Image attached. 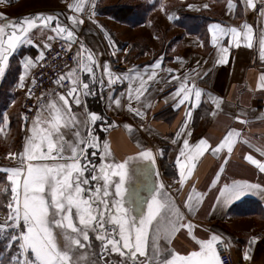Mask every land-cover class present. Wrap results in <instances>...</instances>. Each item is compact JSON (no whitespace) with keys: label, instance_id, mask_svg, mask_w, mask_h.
<instances>
[{"label":"snow or ice","instance_id":"1","mask_svg":"<svg viewBox=\"0 0 264 264\" xmlns=\"http://www.w3.org/2000/svg\"><path fill=\"white\" fill-rule=\"evenodd\" d=\"M91 3L93 7L88 9L90 16L95 15L94 0ZM241 3L245 13L248 9L256 10L258 18H264V0H241ZM67 7L73 13L82 15L86 3L85 0H73ZM188 7L195 6L189 4ZM236 7L235 0H228L230 11ZM160 8L166 11L162 2ZM168 18L173 19V14H168ZM67 19L71 26L63 23L55 14L36 13L16 19L0 12V77L5 75L9 57L21 44H33L39 38L44 40V48H51L49 41L60 38L71 50L73 44L78 42L76 30L84 21L76 14L69 15ZM209 31L212 32L214 44L218 42V36H230L229 44L235 42L239 47L242 42H246L247 47H253V26L247 21L240 26L229 27L212 24L209 25ZM48 32L55 35H48ZM106 36L111 43L110 34L106 33ZM259 49L260 57L264 60V35L259 37ZM221 51L225 55L216 60L217 64L227 62L228 49L221 48ZM43 57L44 52H41L37 59L42 60ZM72 59L73 66H65L67 72L61 73L54 81L64 91L47 93L48 99L44 103H40L45 96V93H41V98H37L40 107L32 117L31 126L25 124L28 134L23 151L8 154L18 157L17 166L0 169L6 174V182L0 183V205L7 208V215L0 222V241H4L0 264H112L111 260L104 258L113 253L122 258L118 264H221L217 244L222 241V237L216 233L207 240H197L199 250L187 256H181L170 247L176 234L183 229H187L188 234L196 239L192 231L194 225L186 221V216L202 203L204 194L199 193L193 185L184 200L185 212L172 196L163 191L165 186L162 182L159 187L138 183L135 179L137 170L129 165L133 158L121 162L112 158L109 142L104 141L101 145L92 128L103 117L89 111L82 103L81 97L94 94L93 85L98 83L101 89H110V103L121 107L123 94L113 98L112 86L124 81H135L128 86L127 108L137 116L145 115L144 109L151 107V101H144L143 109L132 107V101L142 103L141 98L157 78V68L162 69V59L145 66L143 72L138 66H133L126 72L116 73L108 63L101 65L95 53L82 41H79V49ZM180 59L177 57V60ZM22 63L26 72L20 76V87L25 86L27 70L34 66L35 61L25 57ZM98 69H102L99 76ZM168 71L170 74L172 71L177 72V75H170L169 78V82L179 85L173 96L174 107L179 108L186 101L190 105L183 124L176 132V137L180 138L188 126L192 109L200 104L203 90L191 80V71L182 75L179 70ZM85 73L88 79L84 78ZM257 88L264 89V72L259 76ZM208 95L215 109H220L222 98L213 97L211 93ZM73 105L83 107L84 112L77 113ZM215 109L213 116L216 115ZM28 119L25 115L24 120ZM234 119L248 123L240 115ZM8 121V114L4 113L0 117V132L7 127ZM125 127L131 129V125ZM238 141L250 144L249 139L235 128H229L214 147L204 137L194 146L184 138V148L194 151L188 156L192 163L187 171L185 164L177 158L180 187L183 188L196 167L195 161L205 152L211 151L217 155L226 150L230 155ZM256 151L264 155V147L258 146ZM160 152L162 154V150ZM137 155L155 164L151 149ZM180 155H185L183 149ZM97 156L98 163L93 159ZM224 159L227 161L228 156ZM244 159L264 172V161L251 154L245 155ZM212 183L215 185L216 181ZM141 189L148 192V197L141 195ZM252 191L264 194V186L247 181L225 184L219 189L213 208L228 204ZM93 234L95 240L99 241V253L95 251ZM252 239L255 241L257 238ZM162 241L169 247H164ZM228 246L225 244V247ZM149 248L151 255L148 254ZM89 249L93 251L89 252ZM139 257L145 259L141 261ZM244 258L250 259L247 252Z\"/></svg>","mask_w":264,"mask_h":264},{"label":"crops","instance_id":"2","mask_svg":"<svg viewBox=\"0 0 264 264\" xmlns=\"http://www.w3.org/2000/svg\"><path fill=\"white\" fill-rule=\"evenodd\" d=\"M152 1L147 3L151 4ZM104 2L107 0H94L95 15L91 16L88 12V9L93 7L91 0H85L86 10L82 15L73 13L67 7L73 0H0V12L5 13L8 18L16 19L36 13L55 14L69 26H71L67 19L69 15L80 16L84 22L76 30V35L95 53L101 65L108 63L116 73L126 72L133 66H138L143 72L145 66L162 59V69L157 68V78L141 98L142 103L132 101V107L141 109L144 101H151V107L144 109L146 114L143 116H137L127 108L128 86L135 81H124L112 86L113 98L123 94L121 107L110 103V89L107 87L101 89L98 83L93 85L94 94L81 97L82 103L89 111L103 117L92 125L95 136L99 138L101 145L104 141L109 142L112 158L116 161L132 157L131 161L139 165L143 158L137 154L151 149L155 156V164L152 163L153 172L155 175L159 173L156 175L157 182H153L152 187H159L162 182L165 186L163 191L172 196L183 211H187L184 209V200L193 185L199 193L204 194L202 203L192 214L186 216V221L194 225L192 231L196 239L188 234L187 229H183L176 234L170 246L175 252L187 256L188 253L199 250L197 240H207L216 233L228 241L233 253L232 264H264V194L257 191L247 192L228 204H220L213 208L217 203L219 189L225 184L247 181L250 184L264 186V172L244 159L245 155L251 154L256 159L264 161V155L256 151V147H264V89L257 88L259 76L264 72V60L260 57L259 49V37L264 35V18H258L259 13L256 10L248 9L245 13L241 0H235L237 7L234 11L229 10L228 0H163L166 11H162V15H158L157 12L160 5L156 8L152 5L150 9L141 7L140 13L145 12L146 16L140 23L134 24L99 13L98 4L104 5ZM189 4L195 7L189 8ZM205 4L208 7L205 8ZM168 14H173L174 18L170 20ZM178 14L181 15L179 19L183 22L181 24H177L176 21ZM157 16L164 19L161 20L166 33V37L163 34V40L167 38L165 46L168 47V52L155 57L154 47L161 44V39L157 36L159 32L156 31ZM192 17L199 18L195 20L199 22L195 28L190 20ZM131 20L134 21L132 18ZM244 21L253 26V47H247L246 42H242L239 47L235 42L229 44L230 36H218V42L213 43L209 25L240 26ZM106 33L110 34L111 43ZM48 35L55 34L48 32ZM241 39L243 41V37ZM53 42L54 40L49 41ZM139 42L146 46L143 55L138 53L136 47ZM221 48L228 49L227 62L217 64L216 60L225 55ZM45 49L44 40L39 38L33 44L19 45L9 57L5 75L0 77V117L4 113L9 117L7 127L0 132V169L17 166L18 157H11L8 154L23 151L25 136L28 133L26 132L24 136L22 134V99L31 74L40 62L37 58ZM25 57L32 58L35 66L34 69L27 70L25 86L20 87V76L26 72L22 63ZM177 57L181 59L177 60ZM169 69L179 70L181 75L191 71V80L203 90L200 104L192 109L188 126L180 138L176 137V132L183 124L190 105L186 101L179 108L174 107L173 96L175 88L179 85L169 82L170 75H177L176 71L170 74ZM101 72L102 69H98L97 75L99 76ZM84 78L88 79L86 73ZM106 79L105 77V82ZM209 93L213 97L222 98L220 109H215ZM73 109L77 113L84 112V108L80 106L73 105ZM214 109L215 116L212 115ZM237 115L248 123L235 120L234 117ZM81 118L83 119L82 115ZM31 124L32 119L29 127ZM125 125H131V129ZM229 128L241 131L249 139L250 144L238 141L230 155L226 150L217 155H213L211 151L205 152L195 161L196 167L181 188L177 158L179 157L181 163L185 164L187 171V167L192 163L188 156L194 151L184 148L183 139L187 138L189 144L194 146L204 137L214 147ZM118 131L123 137L114 136ZM126 144L131 149L118 154L117 148L126 149ZM182 149L185 155H180ZM225 156H228L227 161L224 159ZM136 169L139 170V166ZM213 180L216 181L215 185L212 183ZM4 182L6 174L0 171V183ZM145 197H148V192ZM4 212L0 209V222L7 214ZM253 237L257 239L253 241ZM161 243L164 247H169L163 241ZM245 252L250 259L244 258ZM148 254L151 255V248L148 249ZM139 259L143 261L145 258Z\"/></svg>","mask_w":264,"mask_h":264},{"label":"built area","instance_id":"3","mask_svg":"<svg viewBox=\"0 0 264 264\" xmlns=\"http://www.w3.org/2000/svg\"><path fill=\"white\" fill-rule=\"evenodd\" d=\"M76 36L78 42L73 44L71 50L67 49V45L62 39H55L51 43L52 47L45 49L43 59L40 60L38 66L33 70L21 104V120L24 135L26 133L25 124L29 126L30 120L36 115V109L40 107V103L47 101V93L64 91V89L58 88L54 81L61 73L67 72L68 69L65 66L70 68L74 63L72 58L79 49V41H82L78 35ZM33 80H35V83ZM65 86H67V81L65 82ZM41 93H45V96L38 103L37 98H41ZM25 115L29 118L27 121L24 120ZM225 244L229 243L224 238L217 244L221 263L232 264L233 254L231 247L230 245L225 247Z\"/></svg>","mask_w":264,"mask_h":264},{"label":"trees","instance_id":"4","mask_svg":"<svg viewBox=\"0 0 264 264\" xmlns=\"http://www.w3.org/2000/svg\"><path fill=\"white\" fill-rule=\"evenodd\" d=\"M148 1L150 0H113V2L104 4V5L103 4L101 5V3H99L98 12L111 15L114 18L124 19L125 21L130 22V23L133 22L134 24H137V23H140L143 20V18H145L146 16L145 12L140 13L141 7L146 8V9L148 7V9H150L153 5L156 8L161 4L163 0H153L152 1L153 3L151 4H148L147 3ZM131 18L134 19V21L131 20ZM180 18H181V15L178 14V18L176 19L177 24L183 23L179 21ZM198 19L199 18H196V17H192L190 19L192 23H194V26H193L194 28H195V25H198L199 23L198 21H195ZM163 29L165 30V28ZM164 30L162 32L165 34V37H166V33ZM163 37L162 39L160 38L162 40V43L159 46L164 47V48L162 49L161 52H158L157 54L155 53V57L165 53L168 49V47L165 46V41L167 40V38L163 40ZM136 47L138 48V53L140 52V54L143 55V52L146 49V46L140 44L139 42L138 45H136ZM148 49L150 51V46L148 47ZM3 248L4 247L2 246V242L0 241V251H2Z\"/></svg>","mask_w":264,"mask_h":264},{"label":"rangeland","instance_id":"5","mask_svg":"<svg viewBox=\"0 0 264 264\" xmlns=\"http://www.w3.org/2000/svg\"><path fill=\"white\" fill-rule=\"evenodd\" d=\"M111 2H113V0H107V2H104V4H106V3H111ZM103 3H101V5H102ZM157 12H158V15H162V10H161V8H159L158 10H157ZM160 18V19H159ZM161 20H163L164 21V19L161 17V16H157V18H156V31H159V35H157L159 38H161L162 39V37H163V28H164V26H162V21ZM157 23H159V24H157ZM126 33H129L128 31H125ZM166 32H168V31H166ZM130 34V33H129ZM165 35V34H164ZM157 41V40H156ZM160 43H162V40H160ZM164 47H161V46H159V45H155V47H154V54L156 53H158V52H161L162 51V49H163ZM167 52H168V50H167ZM133 53H135V51L133 52ZM137 53V52H136ZM135 56V55H134ZM35 66V65H34ZM33 68V67H32ZM36 68V67H35ZM34 69V68H33ZM32 70V69H31ZM22 134H23V136H24V133L22 132ZM90 152L92 151L91 149L89 150ZM97 151H99V149H97ZM93 159L98 163L99 162V157L97 156V157H93ZM126 159H128V158H126ZM126 159H124V160H126ZM124 160H121V161H124ZM116 161V160H115ZM121 161H116V162H121ZM129 165H130V167H132L133 169H136V167L137 166H139V170H137L136 171V177H135V179H137V181H138V183H140V184H146V185H148V186H150V187H152V185H153V182H157V177H156V175L154 174V172H153V164H152V162L151 161H148V160H144V159H142V163L141 164H137V163H135L134 161H131L130 160V162H129ZM139 171V172H138ZM141 171V172H140ZM146 190H143V189H141V195H145L146 196ZM144 196V197H145ZM145 207V210H146V205L144 206ZM0 209H2L3 211H5L4 213H7V208H6V206H3V205H0ZM7 215V214H6ZM6 215H4V216H6ZM5 219V218H4ZM3 219V220H4ZM92 240H93V242H94V245H95V251L97 252V253H99V241H96L95 240V235L93 234L92 235ZM2 242V246L4 245V241H1ZM2 249V248H1ZM93 251V249H89V252H92ZM233 254V253H232ZM104 259H109V260H111L112 261V264H118V262L122 259L120 256H119V254H115V253H113V254H111L110 256H108V257H105Z\"/></svg>","mask_w":264,"mask_h":264},{"label":"bare ground","instance_id":"6","mask_svg":"<svg viewBox=\"0 0 264 264\" xmlns=\"http://www.w3.org/2000/svg\"><path fill=\"white\" fill-rule=\"evenodd\" d=\"M114 136L115 137H118V138L123 137L122 134H121V132H119V131L118 132H115L114 133ZM130 149H131V147L128 144H126V149L125 148H119L118 147L117 148V153L120 154L122 151L130 150Z\"/></svg>","mask_w":264,"mask_h":264}]
</instances>
